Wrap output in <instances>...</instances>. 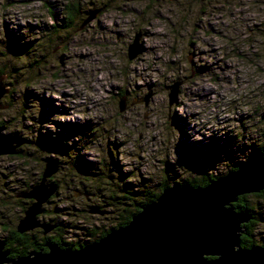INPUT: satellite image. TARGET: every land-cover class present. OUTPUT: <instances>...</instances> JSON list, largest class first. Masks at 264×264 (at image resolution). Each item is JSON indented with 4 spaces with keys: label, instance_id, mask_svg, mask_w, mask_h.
Listing matches in <instances>:
<instances>
[{
    "label": "rangeland",
    "instance_id": "1",
    "mask_svg": "<svg viewBox=\"0 0 264 264\" xmlns=\"http://www.w3.org/2000/svg\"><path fill=\"white\" fill-rule=\"evenodd\" d=\"M0 79V126L25 140L0 156V241L55 161L37 219L88 245L121 186L176 188L204 175L192 158L220 178L264 145V0H0ZM244 196L264 247V192Z\"/></svg>",
    "mask_w": 264,
    "mask_h": 264
},
{
    "label": "water",
    "instance_id": "2",
    "mask_svg": "<svg viewBox=\"0 0 264 264\" xmlns=\"http://www.w3.org/2000/svg\"><path fill=\"white\" fill-rule=\"evenodd\" d=\"M139 39L136 37L128 48L130 61L141 54ZM177 88H172L170 103L175 101ZM5 93L0 82V100ZM120 111H124V104ZM3 131L5 127L0 126V156L17 155L25 142ZM57 172V163L48 161L40 182L18 195L33 201L17 225L19 234L42 229L47 235L54 229L37 218L57 190L56 185L47 183ZM262 192L264 157H258L205 187L163 190L128 225L79 250L51 245L48 252H31L12 260L0 241V264H264V247H241L244 226L253 215L233 207L239 197Z\"/></svg>",
    "mask_w": 264,
    "mask_h": 264
},
{
    "label": "trees",
    "instance_id": "3",
    "mask_svg": "<svg viewBox=\"0 0 264 264\" xmlns=\"http://www.w3.org/2000/svg\"><path fill=\"white\" fill-rule=\"evenodd\" d=\"M76 11H77V6L75 4H71V6H69V14L66 18L67 19L66 21L68 22L66 26L69 28L71 27L73 20L76 18L75 17L77 15ZM23 141L25 142V140ZM188 154L191 155V152H188ZM258 157H264V145L258 148L255 154H253L249 160ZM192 159L196 164V166L198 167L201 174L204 175H202L198 179H189L187 181H184L182 184H179L177 187H182V186H190L195 188L205 187L209 185L210 182L218 178V177L209 176L208 174H206V172L203 173V168L206 166L203 160H198V158H192ZM238 168L239 167H235V169H233L232 171H235ZM165 189H171V188L169 185L164 184L163 186H161V189L157 193L156 191L146 192V190H141V188L139 191H135V189L129 190L121 186V189H119L120 196H118V190L117 192H112V194L109 195L108 199L110 200V205H112L113 202L114 203L113 206L118 207L117 210L118 216L116 218L117 222L110 230H103V232L99 234L98 238L97 236H95L96 237L95 241L100 240L114 229L128 225L132 220V218L136 214H138L144 206L153 203L159 197L161 192ZM84 193L86 194L87 192ZM29 205L30 204H28V206ZM28 206L26 205L22 207L23 213ZM233 207L239 212L249 211L253 215V219L250 221V223L244 226L245 233L241 236V247L245 250H248L253 248L254 246H257L256 228L260 222L259 219L260 214L256 213L255 210L246 203L245 196L240 197L238 199V202L235 203ZM95 210L98 213H103L106 215V212H103L98 207L95 208ZM112 214L113 212L110 213V215ZM3 231H5V236L3 240H1V242L5 244V251L9 253V258L12 260H16L20 257H25L31 252H39V251L48 252L49 246L51 245H58L61 249H71V250H79L80 248L86 246V243L82 244L79 242H75V243L69 242L66 238L67 237L66 233L63 232V229L61 228V224L59 223H56V225H54V230L47 235H43L44 232L42 229H38L35 230L34 232L25 233V234H19L17 230L14 228L11 230L10 229L7 230L6 228L3 229ZM92 235H94V233Z\"/></svg>",
    "mask_w": 264,
    "mask_h": 264
},
{
    "label": "bare ground",
    "instance_id": "4",
    "mask_svg": "<svg viewBox=\"0 0 264 264\" xmlns=\"http://www.w3.org/2000/svg\"><path fill=\"white\" fill-rule=\"evenodd\" d=\"M51 225V224H50Z\"/></svg>",
    "mask_w": 264,
    "mask_h": 264
}]
</instances>
